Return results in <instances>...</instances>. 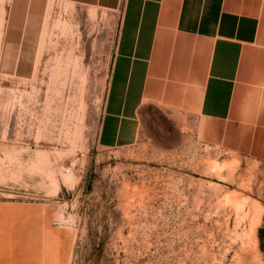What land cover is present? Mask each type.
<instances>
[{
  "label": "rangeland",
  "instance_id": "1",
  "mask_svg": "<svg viewBox=\"0 0 264 264\" xmlns=\"http://www.w3.org/2000/svg\"><path fill=\"white\" fill-rule=\"evenodd\" d=\"M117 22L66 0H0L11 264H264V38L243 117L150 104L136 142L106 147Z\"/></svg>",
  "mask_w": 264,
  "mask_h": 264
},
{
  "label": "crops",
  "instance_id": "2",
  "mask_svg": "<svg viewBox=\"0 0 264 264\" xmlns=\"http://www.w3.org/2000/svg\"><path fill=\"white\" fill-rule=\"evenodd\" d=\"M66 1L118 13L99 127L106 147L136 142L150 104L195 111L204 122L243 117L264 38V0ZM13 211L0 208V264L15 259Z\"/></svg>",
  "mask_w": 264,
  "mask_h": 264
},
{
  "label": "trees",
  "instance_id": "3",
  "mask_svg": "<svg viewBox=\"0 0 264 264\" xmlns=\"http://www.w3.org/2000/svg\"><path fill=\"white\" fill-rule=\"evenodd\" d=\"M258 237H259L260 242L263 243L264 242V219H263L262 226L258 230ZM262 248H263V246H262Z\"/></svg>",
  "mask_w": 264,
  "mask_h": 264
},
{
  "label": "bare ground",
  "instance_id": "4",
  "mask_svg": "<svg viewBox=\"0 0 264 264\" xmlns=\"http://www.w3.org/2000/svg\"><path fill=\"white\" fill-rule=\"evenodd\" d=\"M215 166V165H214ZM220 167V166H219ZM225 167V166H224Z\"/></svg>",
  "mask_w": 264,
  "mask_h": 264
}]
</instances>
